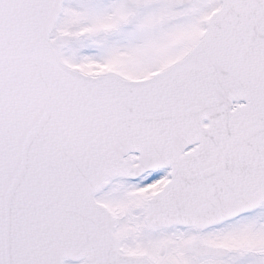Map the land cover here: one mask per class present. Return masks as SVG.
<instances>
[{
  "label": "snow or ice",
  "instance_id": "1",
  "mask_svg": "<svg viewBox=\"0 0 264 264\" xmlns=\"http://www.w3.org/2000/svg\"><path fill=\"white\" fill-rule=\"evenodd\" d=\"M0 264H264V0H0Z\"/></svg>",
  "mask_w": 264,
  "mask_h": 264
}]
</instances>
